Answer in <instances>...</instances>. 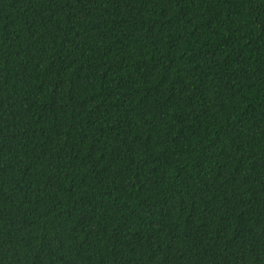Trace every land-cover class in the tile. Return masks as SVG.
Wrapping results in <instances>:
<instances>
[{
	"label": "trees",
	"instance_id": "1",
	"mask_svg": "<svg viewBox=\"0 0 264 264\" xmlns=\"http://www.w3.org/2000/svg\"><path fill=\"white\" fill-rule=\"evenodd\" d=\"M0 264H264V0H0Z\"/></svg>",
	"mask_w": 264,
	"mask_h": 264
}]
</instances>
